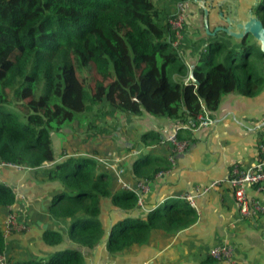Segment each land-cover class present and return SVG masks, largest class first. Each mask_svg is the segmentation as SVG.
Here are the masks:
<instances>
[{"label":"trees","instance_id":"16d2710c","mask_svg":"<svg viewBox=\"0 0 264 264\" xmlns=\"http://www.w3.org/2000/svg\"><path fill=\"white\" fill-rule=\"evenodd\" d=\"M160 1L176 6L187 0H0V164L36 171L44 163L53 164L42 171L46 181L60 188L48 205V214L68 222L67 240L79 248L41 259L10 257L5 264H85L80 249L91 250L106 236V252L118 255L196 222L195 209L181 200L154 209L145 220L128 216L138 208L134 192H113L114 175L92 157L70 154L55 162L52 145L51 133H59L86 109L78 79L82 69L93 75L91 105L104 103L122 113H147L181 122L203 111L211 118L225 95L251 98L260 92L264 55L250 43V36L239 41L238 49L221 41L209 42L200 55L202 65L193 68L194 78L202 77L199 84H183L188 69L172 46L168 23L175 9L159 8L155 3ZM254 13L264 26V0ZM179 135L180 131L178 140ZM140 140L161 142L154 132L141 135ZM159 160L163 164L156 167L148 156L143 157L132 163L131 172L152 180L172 166ZM104 199L127 215L108 235L99 221ZM14 202L12 190L0 184V208ZM63 240L60 232L42 233L47 246H58ZM5 249L0 226V256ZM199 264L223 263L208 255Z\"/></svg>","mask_w":264,"mask_h":264},{"label":"crops","instance_id":"0c3cea01","mask_svg":"<svg viewBox=\"0 0 264 264\" xmlns=\"http://www.w3.org/2000/svg\"><path fill=\"white\" fill-rule=\"evenodd\" d=\"M208 10L209 31L219 25L218 5L227 15L230 11L237 14L239 21H246L248 11L259 0H203ZM159 8L173 12L175 5L165 1L158 2ZM254 13V10H252ZM255 14V13H254ZM203 10L194 1H189L183 27V38L178 49L179 58L188 69L200 64V55L209 42L221 41L228 46L239 48L240 42L228 38L223 33L206 35L203 30ZM202 77H198L200 81ZM105 106V105H103ZM107 114L103 118L92 116L90 121L83 113L80 119L91 128L92 137L88 142L76 135L70 139L73 123H69L61 132L64 137L62 146L69 153L59 155L55 152V162H61L64 155L70 154L98 157H116L123 159L126 168L124 180L133 188L140 181H148V189L143 194L142 207H138L130 217L145 220L148 213L156 208L169 206L173 201H184V193H194L197 187H204L213 180L223 181L218 187L206 194L195 193L196 222L187 229L174 235H157L151 244L135 248L118 255L108 254L105 250L107 236L95 248L80 249L85 264H199L209 251L229 242L233 247L232 264H264V214L254 219L241 220L232 199L231 191L225 184L230 170L235 165H253L258 156V145L264 141V85L255 97L228 94L222 98L217 111L212 115L213 124L191 131H180V140L188 143L187 149L174 155V163L167 171L160 172L152 180L139 179L131 172L134 161L148 156L156 167L166 162L170 148L164 143L166 137L175 129L177 120L166 117H154L147 113L131 115L105 107ZM78 119V118H77ZM103 122V123H102ZM102 123V126L100 125ZM100 125V129H99ZM114 132L105 137L103 129ZM87 129L84 131L88 132ZM69 132V133H66ZM148 132L157 133L161 142L143 144L140 136ZM71 133V134H70ZM84 136V135H83ZM82 140L85 144L80 143ZM53 145V140H52ZM54 149V147H53ZM95 153V154H94ZM25 167L0 164V184L8 186L15 195L12 206L0 208V226L9 211H13L25 231L13 232L5 237L4 257L17 260L41 259L65 249H79L67 240L68 222L55 220L48 214V205L59 190L56 182H48L42 171ZM113 192L120 190L114 183ZM264 206V191L258 187L249 191ZM123 212L114 209L109 200L100 202L99 221L109 234L112 226L124 218ZM45 230L60 232L63 243L47 246L42 241Z\"/></svg>","mask_w":264,"mask_h":264},{"label":"built area","instance_id":"2783aa9c","mask_svg":"<svg viewBox=\"0 0 264 264\" xmlns=\"http://www.w3.org/2000/svg\"><path fill=\"white\" fill-rule=\"evenodd\" d=\"M188 4L189 0L177 4L174 16L168 21L172 35V46L176 49H179L182 42V31ZM212 124V119L205 111L195 119H188L186 122L177 120L174 131H172L164 140V143L168 144L170 148L168 161L173 165L174 155L183 153L188 147L187 142L178 140L177 133L179 131L194 132ZM94 160L97 162L98 166L103 167L114 175L115 182L120 189L134 192L138 198L137 206L142 207V198L143 194L148 189V181H140L135 188H133L124 180V174L127 170L122 163L123 159L107 156L96 157ZM44 165L46 166L47 163H44ZM222 182L223 181L213 180L204 187H197L194 193H184L180 198L194 208L195 193L206 194L218 187ZM225 184L231 191L233 202L241 220L254 219L264 214V206L261 201L249 194V191L255 187L264 191V142L258 145V156L255 163L245 167L242 165L233 166L230 170L229 176L225 180ZM2 230L4 237H7L13 232L20 233L25 231V226L19 223L17 216L13 211H9L2 222ZM209 255L223 264H232L233 247L229 242H225L224 244L211 249ZM5 262L6 259L4 255L0 256V264H5Z\"/></svg>","mask_w":264,"mask_h":264},{"label":"water","instance_id":"95a60500","mask_svg":"<svg viewBox=\"0 0 264 264\" xmlns=\"http://www.w3.org/2000/svg\"><path fill=\"white\" fill-rule=\"evenodd\" d=\"M194 2L203 10V29L207 35L215 36L217 33H223L227 37L237 41H241L247 36H250L253 43L258 46L260 52L264 55V26L259 18L252 12V10H254V8L259 4V1L255 2L251 10L248 11L246 21H239L237 14L234 11H230L227 15H225L223 11H221L223 4L218 5V18L221 22L213 29L212 32L209 31L207 21L208 10L211 8L209 9L206 7L203 0H194ZM193 68L194 66L189 67L188 80L192 85L197 86L199 82L194 78Z\"/></svg>","mask_w":264,"mask_h":264},{"label":"rangeland","instance_id":"374dc122","mask_svg":"<svg viewBox=\"0 0 264 264\" xmlns=\"http://www.w3.org/2000/svg\"><path fill=\"white\" fill-rule=\"evenodd\" d=\"M262 1L263 0H259V3H261ZM155 4L159 7L160 3H155ZM205 34H206V32H205ZM251 42H253V41H250V43ZM238 52H239L238 56H240L241 49H239ZM239 62H240V59L237 61V63H239ZM199 65H202V63ZM78 72H79V70L76 71L77 74H78ZM64 79L66 80L67 78L65 77ZM78 79L81 82L82 89L84 91L83 93L86 96L85 97L86 109L83 112L86 115L85 117L87 118L88 121H90L92 116H94V117L98 116L97 118H99V120H100V118H103V120H104V116L107 114V112L105 111L106 106H103L104 103L103 104L98 103V105H91L90 100H89V97L91 95V89H92L93 82H94L93 75L91 73L87 72V70L82 69L81 74L79 75ZM26 102H27V100H24L22 103H26ZM83 113L75 115L74 121L77 120L78 123H73L74 121L72 122L73 123V125H72L73 135H70V139L71 140H73L74 138L76 139V137H77L76 135H78L83 139L87 138V140L89 142L90 138L92 137V135L90 134V132H92V129L91 128L87 129L88 125H86V124H84V126H82L83 121L80 119V117L82 116ZM102 123L100 124L101 126H102ZM100 125H99V129L101 128ZM84 129H87L88 132L84 131ZM113 129H110V128L103 129V133L105 134L106 138H109L111 136V134L114 132ZM66 133H69V132H66ZM51 137L53 140L54 150L57 154L63 155L65 153H69V151H68L69 148L64 149V147L62 146V141H64L65 138L61 137V132H59L57 134L51 133ZM80 143L85 144L82 140H80ZM232 199H233V197H232Z\"/></svg>","mask_w":264,"mask_h":264}]
</instances>
